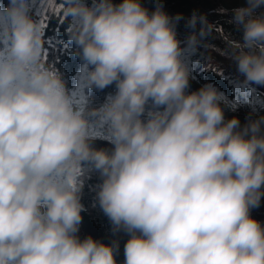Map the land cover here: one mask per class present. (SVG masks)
I'll list each match as a JSON object with an SVG mask.
<instances>
[{
	"label": "clouds",
	"instance_id": "clouds-1",
	"mask_svg": "<svg viewBox=\"0 0 264 264\" xmlns=\"http://www.w3.org/2000/svg\"><path fill=\"white\" fill-rule=\"evenodd\" d=\"M217 10L240 30L238 85L264 86V0ZM180 19L161 0H0V264H264V113L242 123L213 81L190 87L213 23L193 9L182 41ZM92 174L108 242L79 234Z\"/></svg>",
	"mask_w": 264,
	"mask_h": 264
},
{
	"label": "trees",
	"instance_id": "trees-1",
	"mask_svg": "<svg viewBox=\"0 0 264 264\" xmlns=\"http://www.w3.org/2000/svg\"><path fill=\"white\" fill-rule=\"evenodd\" d=\"M164 9L170 14H182V19L177 22V36L182 41L187 33L191 30L186 27L185 20L191 14L193 9H198L207 15L209 21L213 23V27L203 38L200 46L195 52L188 54L187 59L191 66L190 87L192 89L199 87L206 81H213L217 87L222 90L227 97L233 101L235 108L226 109V116L236 115L243 123L249 116L264 113V108L259 107L252 101L249 94L242 92L238 85L240 79L236 72L235 64L231 60L229 52L230 41L240 39V30L231 22V11L220 12L217 10L219 6L231 9L239 0H161ZM149 9L155 6L156 0H142ZM47 34L54 39L66 36L64 33V25L58 20H49L47 22ZM63 52L57 48L56 54L59 56L58 64L65 72L71 83L73 74L79 67V59L71 51L72 45L64 46ZM223 69L222 74H218ZM114 85H109L101 90H93L92 97L96 102L101 101L104 95L113 90ZM264 91V86H256ZM255 108V112H252ZM98 145L107 144L106 140L98 139ZM98 180L96 174H92L86 180L83 188L82 202L85 205L82 210V221L80 223L79 234H91L94 238H98L108 242L115 235L111 231V224L98 204H94V185ZM251 215L264 223V197L258 206L251 208ZM120 238V246L117 254V260L123 259V243L126 238L125 234H118Z\"/></svg>",
	"mask_w": 264,
	"mask_h": 264
},
{
	"label": "rangeland",
	"instance_id": "rangeland-1",
	"mask_svg": "<svg viewBox=\"0 0 264 264\" xmlns=\"http://www.w3.org/2000/svg\"><path fill=\"white\" fill-rule=\"evenodd\" d=\"M253 98L257 100V102H259L261 105L264 106V94L257 92V91H253Z\"/></svg>",
	"mask_w": 264,
	"mask_h": 264
}]
</instances>
